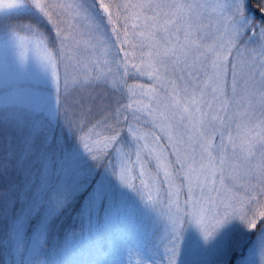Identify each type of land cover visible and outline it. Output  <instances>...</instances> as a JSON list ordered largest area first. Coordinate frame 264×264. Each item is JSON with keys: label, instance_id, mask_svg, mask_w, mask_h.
<instances>
[{"label": "snow or ice", "instance_id": "1", "mask_svg": "<svg viewBox=\"0 0 264 264\" xmlns=\"http://www.w3.org/2000/svg\"><path fill=\"white\" fill-rule=\"evenodd\" d=\"M0 61V264L116 211L135 264H264V0H0Z\"/></svg>", "mask_w": 264, "mask_h": 264}, {"label": "rangeland", "instance_id": "2", "mask_svg": "<svg viewBox=\"0 0 264 264\" xmlns=\"http://www.w3.org/2000/svg\"><path fill=\"white\" fill-rule=\"evenodd\" d=\"M138 82L146 83L145 80ZM3 83L4 65L0 61V87H3ZM21 87L39 90L35 81H23ZM65 232H79V222L76 220L74 212H70L62 221L61 240ZM78 244L84 258L101 261V264L104 262L111 264L113 261L118 262V264H129V261H132L135 264L136 260L145 259L142 244L135 236V222L127 219L125 214L119 211L113 212L107 220L101 214L96 231L90 238L85 236L79 239ZM160 250H163L162 246ZM253 258L259 262V248H257Z\"/></svg>", "mask_w": 264, "mask_h": 264}]
</instances>
